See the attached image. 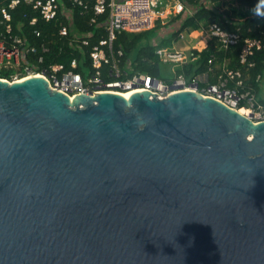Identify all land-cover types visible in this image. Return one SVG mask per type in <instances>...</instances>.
<instances>
[{"label": "water", "instance_id": "obj_1", "mask_svg": "<svg viewBox=\"0 0 264 264\" xmlns=\"http://www.w3.org/2000/svg\"><path fill=\"white\" fill-rule=\"evenodd\" d=\"M0 264H264V120L0 78Z\"/></svg>", "mask_w": 264, "mask_h": 264}, {"label": "trees", "instance_id": "obj_2", "mask_svg": "<svg viewBox=\"0 0 264 264\" xmlns=\"http://www.w3.org/2000/svg\"><path fill=\"white\" fill-rule=\"evenodd\" d=\"M68 9L59 11L56 19L45 21L39 17L38 12L31 5L18 3L14 8L8 9L11 15L10 23L12 33L24 38L26 63L33 64L37 70L49 68L52 64H61L62 69L57 76L67 70L77 71L85 79L88 74L95 72L92 66L90 52L100 40L108 37L105 23L108 18V9L101 14H95L92 0H84V4L73 3L72 0H62ZM190 10L173 17V27L168 34L172 40H177L184 30L207 29L211 23L221 28L236 32L239 38L227 47L214 36H211L202 49H192L187 61L175 65L170 74L164 70V62L157 53L161 44L155 42L159 29L165 27L160 19L148 28L139 32L119 31L112 39L111 47L103 45L108 54H111L121 70L120 78L127 79L134 74H148L154 78L171 82L178 75H182L188 82L202 77L198 81L200 88L210 84H217L219 76L226 78V87L236 88L239 93H248L246 98L239 101L238 106H247V100L252 97L254 105H261L264 112V0H181ZM9 0H0L1 8ZM38 16L33 24L30 19ZM167 25V24H166ZM66 26L67 34L62 35L59 30ZM4 26L0 24V31ZM35 30L39 31L36 35ZM166 30V29H165ZM245 38L258 39L260 48H254L252 54L247 56L244 63L240 62L239 54ZM74 39V40H73ZM82 39L87 41L82 43ZM45 45L48 50L42 51ZM35 47L36 51L29 50ZM41 56V61L38 60ZM76 60V67L71 61ZM111 63H103L100 68L101 76H107ZM238 70L240 75L230 78L227 70ZM13 69H0V78H10ZM113 76V75H112ZM237 81H241L238 85Z\"/></svg>", "mask_w": 264, "mask_h": 264}, {"label": "built area", "instance_id": "obj_3", "mask_svg": "<svg viewBox=\"0 0 264 264\" xmlns=\"http://www.w3.org/2000/svg\"><path fill=\"white\" fill-rule=\"evenodd\" d=\"M92 7L95 14H101L108 9V18L105 23V29L108 32L107 39L99 41V45H95L89 53L92 59V66L95 72L88 74L85 79L77 71L67 70L61 71V64H52L49 68L37 70L33 64L26 63V52L28 48L24 46V38L18 34L12 33L10 23L11 15L8 9L14 8L18 3L24 2L32 6L38 12L39 17L45 21L56 19L59 11H66L62 0H9L6 6L1 8L0 24L4 26V30L0 31V69H13V73L8 80H16L25 76L40 75L47 79L52 89L60 90L66 94L74 93H97L102 90L113 89L117 91L132 90L134 88H144L156 96L163 97L176 90L192 89L206 96H212L223 101L228 106L240 109L238 106L240 99L246 98L248 93H239L236 88L226 87V78L219 76L217 84H210L200 88L198 81H203L202 77L197 80L188 82L182 75H178L171 82H164L161 79L154 78L148 74L138 73L127 79L120 78L121 70L111 54H108L103 45L108 44L111 47L112 39L115 33L119 31L139 32L148 29L157 19H162L168 15V8L172 14H180L184 11L190 12L181 0H174L173 4L168 6L165 0H92ZM76 4H84V0H72ZM63 11V12H64ZM38 16H33L30 23L37 21ZM36 35L39 31L35 30ZM62 35L67 34L66 26H62L59 30ZM205 32L202 30L201 34ZM208 39L214 36L221 43V46L227 47L233 44L239 38L236 32H230L221 28L216 23L208 25L205 33ZM74 40V39H73ZM86 44L85 39L81 40ZM261 42L258 39L245 38L242 50L239 54L240 62L244 63L247 56L252 54L254 48H260ZM42 51H47L45 45L41 46ZM29 50L36 51L35 47ZM192 50V49H191ZM191 50L181 51L179 49L159 48L157 53L164 62L177 61L183 63L191 56ZM188 54H187V53ZM41 56L38 60L41 61ZM103 63H111V69L106 77L101 76L100 68ZM76 60L71 61V66L76 67ZM227 76L233 78L239 76L238 70H227ZM113 75V76H112ZM240 85L241 81H237ZM247 103L256 111L250 112L257 116L258 120H264V112L261 105H254L252 97H249ZM246 107V106H242Z\"/></svg>", "mask_w": 264, "mask_h": 264}, {"label": "crops", "instance_id": "obj_4", "mask_svg": "<svg viewBox=\"0 0 264 264\" xmlns=\"http://www.w3.org/2000/svg\"><path fill=\"white\" fill-rule=\"evenodd\" d=\"M167 3H168V6L169 5H171V4H173V2H174V0H165ZM187 8V7H186ZM188 9V8H187ZM189 10V9H188ZM170 12V8H168V15H167V17L166 18H162V19H160L163 23H165V27H162V28H160V29H162L163 30V32L162 33H160V29H159V36H161V37H163V36H165L166 34H168V31H169V29H171L174 25H173V22H171V20L173 19V17L176 15V14H172V13H169ZM184 12H186V13H188V11H184ZM167 24V25H166ZM173 25V26H172ZM166 29V30H165ZM202 31H199V30H184V31H182L181 33H180V35H179V38L178 39H182V37L184 36V35H190L191 37L190 38H192V39H195V36H196V34L198 33H201ZM199 37V36H198ZM163 38H165V37H163ZM175 40L174 42V44H172L170 47H167V48H171V49H186V48H188V47H192V46H195V45H199L198 46V50H200V49H202L203 47H205V45H206V43H207V40H208V37L207 36H204V35H200V37H199V40H198V42L197 43H194V44H191L190 43V41H188V43H189V45L187 44V42H181L180 40ZM155 42H157V43H159V44H161V42L160 41H158V40H155ZM165 46H163V45H161L160 46V48H164ZM189 48V49H190ZM159 49V48H158Z\"/></svg>", "mask_w": 264, "mask_h": 264}, {"label": "rangeland", "instance_id": "obj_5", "mask_svg": "<svg viewBox=\"0 0 264 264\" xmlns=\"http://www.w3.org/2000/svg\"><path fill=\"white\" fill-rule=\"evenodd\" d=\"M166 17H167V16H166ZM166 17H164V18H166ZM160 30H161L160 33H162L163 30H162V29H160ZM199 31H202V30H199ZM203 31L206 33V29H203ZM205 33L203 34L204 36L206 35ZM200 35H201V33H199V34L197 33L196 36H195V39L190 38V37H191L190 35H184V36L182 37V39L180 38V39H178V40H180L181 42H182V41H183V42H187L188 45H189L188 41H190L191 44H194V43H197V42H198ZM198 36H199V37H198ZM155 40L160 41V42H161V45L165 46V48L170 47L172 44L175 43V42H174L175 40H172L171 36H168V37H165V38H163V37H161V36H158V38H156ZM199 41H200V40H199ZM198 46H199V45H195V46H192L191 48L188 47V48H186V49H179V50H181V51H189V50H191V49H199ZM189 48H190V49H189ZM186 53H187V52H186ZM187 54H188V53H187ZM176 64H179V62H177V61H173V62L165 63V64H164V70H165V73H166V74H170V73L173 71V69L175 68V65H176ZM262 92H263V94H264V85H263V90H262ZM245 108L251 110V112H256V111L250 106V103H249V105L247 104V106H246ZM251 112L249 111V114H250ZM251 116H253L252 118H253L254 120H258V117L252 115V113H251Z\"/></svg>", "mask_w": 264, "mask_h": 264}, {"label": "bare ground", "instance_id": "obj_6", "mask_svg": "<svg viewBox=\"0 0 264 264\" xmlns=\"http://www.w3.org/2000/svg\"><path fill=\"white\" fill-rule=\"evenodd\" d=\"M34 76H36V75H34ZM38 76H40V75H38ZM26 77H30V76H25V77H22V78H18L16 80H23ZM184 90H187V91H195V90H192V89H184ZM139 91H148V90H146L144 88H134L132 90H126V91H117V90H113V89H107V90H102L100 92L94 93L93 96H95L98 93H102V92H106V93H118V94H121V95H124V96H129L132 93L139 92ZM148 92H150V91H148ZM79 94L80 93L69 94L70 101L73 102V99H76V96H78ZM236 110H238L240 113H243L245 115H248L249 114V111H250L249 109H247L245 107H243V108L241 107L240 109H236Z\"/></svg>", "mask_w": 264, "mask_h": 264}]
</instances>
